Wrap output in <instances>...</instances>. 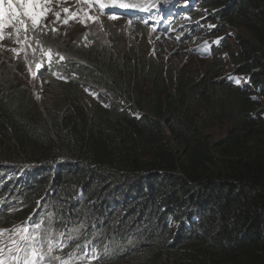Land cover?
I'll list each match as a JSON object with an SVG mask.
<instances>
[{"label":"trees","instance_id":"trees-1","mask_svg":"<svg viewBox=\"0 0 264 264\" xmlns=\"http://www.w3.org/2000/svg\"><path fill=\"white\" fill-rule=\"evenodd\" d=\"M193 3L182 21L213 58L201 75L96 41L62 45L70 53L45 73L59 100L44 108L0 76V229L27 226L41 264H264V0ZM213 119L231 124L216 142Z\"/></svg>","mask_w":264,"mask_h":264},{"label":"rangeland","instance_id":"rangeland-1","mask_svg":"<svg viewBox=\"0 0 264 264\" xmlns=\"http://www.w3.org/2000/svg\"><path fill=\"white\" fill-rule=\"evenodd\" d=\"M109 1L112 5L108 3L101 7L100 0H49L44 5L48 11L37 26L33 27L31 21L26 19L27 30L19 25L17 28H6L3 38L0 39V76L16 75L20 83L32 90L39 106L44 108L50 102L59 100L51 96L49 80L45 73L48 74L55 62H61L60 60H63L61 57L64 58L65 53H70L64 50L66 47H63V44L89 48L94 42L102 41L121 50L124 47L139 44L142 49L152 52L159 60L173 68L185 67L194 76L201 75L207 70L213 60L209 49L211 43L202 42L206 37L197 32L198 27L195 21L179 20L180 15L172 17V20L170 18L172 29L178 23L180 25L177 31L179 39L176 38L177 35L169 37L168 31L164 32L163 27H159V20L154 22L150 16L137 15L142 11L148 12L145 7L136 5H140L137 0ZM190 2L193 1L190 0ZM121 5H126V7H121ZM65 8L68 12L64 11ZM57 12L60 13L59 18L55 15ZM131 12L134 13L133 17H129ZM209 13L204 10V18ZM66 19L67 24L64 23ZM210 25L220 26L210 22L206 23V26ZM233 33L230 32V34ZM225 38V34L221 33L219 38L213 40L221 44ZM43 39L51 51L44 49L41 44ZM230 42L233 50H241L239 43ZM219 59L225 63H220L223 69L221 76L228 78L231 75L230 72L233 71V61L229 59V53L226 51L218 54L215 62ZM237 81L240 85L252 89V85L243 77L238 76ZM54 93L60 94L58 90ZM201 114L204 117L205 110H202ZM206 126L207 138L212 142L225 138L231 131V124L222 119H213Z\"/></svg>","mask_w":264,"mask_h":264},{"label":"snow or ice","instance_id":"snow-or-ice-1","mask_svg":"<svg viewBox=\"0 0 264 264\" xmlns=\"http://www.w3.org/2000/svg\"><path fill=\"white\" fill-rule=\"evenodd\" d=\"M48 2L49 0H0V39L3 38L4 30L8 27L17 28L19 25L27 30L26 19L31 21L33 27L37 26L48 11L44 6ZM100 6L104 7L103 4ZM64 11L68 12V9L65 8ZM55 15L59 18L60 13L57 12ZM64 23L67 24L68 20H64ZM210 27L215 26L210 25ZM41 224L42 222L35 224V229H40ZM9 231V229H0V234ZM11 231L12 235L9 237L11 246L7 247V255H5V247L0 246V264H41L45 253L42 251V246H38L37 237L29 234V228L25 226ZM21 232L23 234H20ZM51 251L52 245L49 242L48 252Z\"/></svg>","mask_w":264,"mask_h":264},{"label":"clouds","instance_id":"clouds-1","mask_svg":"<svg viewBox=\"0 0 264 264\" xmlns=\"http://www.w3.org/2000/svg\"><path fill=\"white\" fill-rule=\"evenodd\" d=\"M103 2H105V0H102ZM178 1V0H177ZM110 5H112V3L110 2ZM196 5V3L194 4V6ZM180 6H183V4L182 5H180ZM178 7V6H177ZM171 8H173V7H171ZM147 9V8H146ZM153 9V10H152ZM152 9H147V11L148 12H144V15H146L147 17H153V16H155V15H157V12H156V10H158V9H162V10H164L168 15H171L170 14V10L171 9H169V6L166 4V3H162V4H159V5H157V6H155L154 8H152ZM124 10H126L127 11V9H124ZM188 11V16L190 15V13H191V11L188 9L187 10ZM151 14V15H150ZM187 16V17H188ZM170 16H168L167 18H166V21L168 22L167 23V25L166 26H163V28H167V27H169V22H170ZM182 19H185V18H182ZM181 19V20H182ZM157 21V20H156ZM163 31L164 32H167L168 31V33L170 32V34H174L173 32H171L172 31V28H171V26L169 27V29H166V30H164L163 29ZM175 35V34H174ZM176 38H178V37H176ZM179 39V38H178ZM0 246H2V244L0 243Z\"/></svg>","mask_w":264,"mask_h":264}]
</instances>
